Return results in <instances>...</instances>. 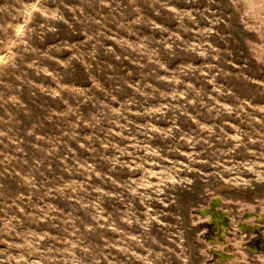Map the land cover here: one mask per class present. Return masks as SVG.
Masks as SVG:
<instances>
[{"label": "rangeland", "instance_id": "374dc122", "mask_svg": "<svg viewBox=\"0 0 264 264\" xmlns=\"http://www.w3.org/2000/svg\"><path fill=\"white\" fill-rule=\"evenodd\" d=\"M0 264H264V0H0Z\"/></svg>", "mask_w": 264, "mask_h": 264}, {"label": "water", "instance_id": "95a60500", "mask_svg": "<svg viewBox=\"0 0 264 264\" xmlns=\"http://www.w3.org/2000/svg\"><path fill=\"white\" fill-rule=\"evenodd\" d=\"M220 204H221V199L213 198L210 201L209 206L200 212L204 213L205 215H212L211 223H213V224L226 222V221H228V217H226V215L223 214L222 211L217 210V207H219ZM218 252L216 251L215 254L220 256V257L224 255L223 251L219 250Z\"/></svg>", "mask_w": 264, "mask_h": 264}, {"label": "bare ground", "instance_id": "6f19581e", "mask_svg": "<svg viewBox=\"0 0 264 264\" xmlns=\"http://www.w3.org/2000/svg\"><path fill=\"white\" fill-rule=\"evenodd\" d=\"M222 204H223V202H222V200H221V204L219 205V207H217V210H220V211H222L223 212V214H225L226 215V217H227V214L222 210ZM202 213V212H201ZM203 215H205L204 213H202ZM242 215H244L243 213H242ZM248 215H251V214H249L248 213ZM247 215V216H248ZM206 216V215H205ZM212 216V215H211ZM211 216H208V218H210ZM263 216V215H262ZM249 217V216H248ZM207 218V219H208ZM211 219H212V217L209 219V221H211ZM248 220H250L249 218H248ZM239 222H241L242 224H241V226H240V228H242L243 230L245 229L246 231H249V232H251L252 234H253V232H255L256 231V228H254V227H252V226H249L248 225V223L249 222H247V220H244L243 219V221H237V224H239ZM251 234V235H252ZM218 252V251H217ZM219 253V252H218ZM221 257H226L225 256V254L223 255V256H221ZM220 257V258H221ZM246 258H248V257H246Z\"/></svg>", "mask_w": 264, "mask_h": 264}, {"label": "built area", "instance_id": "2783aa9c", "mask_svg": "<svg viewBox=\"0 0 264 264\" xmlns=\"http://www.w3.org/2000/svg\"><path fill=\"white\" fill-rule=\"evenodd\" d=\"M208 222H211V221H208V220H207V223H208Z\"/></svg>", "mask_w": 264, "mask_h": 264}]
</instances>
